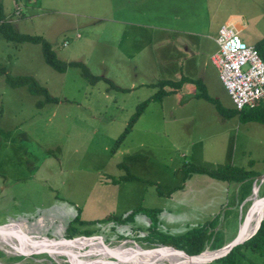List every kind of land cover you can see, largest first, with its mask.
Listing matches in <instances>:
<instances>
[{"label":"rangeland","instance_id":"374dc122","mask_svg":"<svg viewBox=\"0 0 264 264\" xmlns=\"http://www.w3.org/2000/svg\"><path fill=\"white\" fill-rule=\"evenodd\" d=\"M0 5L18 32L42 36L60 61L83 63L102 78L92 82L77 67L59 73L45 63L40 45L10 43L0 34V68L13 76L34 77L59 99L39 108L43 95H32L28 86L12 88L0 77V223L16 222L25 231L56 240L102 237L123 251L136 242L190 255L228 243L237 228L234 191L264 196V124L243 122L233 112L209 56L216 47L213 38L232 17H241L229 23L241 30L245 42L255 45L264 39V0H0ZM128 19L132 34H145L142 43L132 42L137 53L130 65L132 77L117 63L112 42L113 26ZM242 20L248 23L243 29ZM159 27L189 33H170L168 39L196 42L199 74L206 76L174 87L170 98L162 97L167 98L164 105L152 102L135 131L119 141L142 103L138 97L150 92L146 88L128 95L125 84L144 73L150 82L164 77ZM176 75L174 69L169 78ZM175 115L182 123L166 127L164 120ZM131 139L148 141L141 149ZM201 139L204 146L188 153L183 148ZM230 156L242 170L253 171L241 187L191 170L231 166ZM129 175L136 179L129 182ZM172 200L185 204L177 207ZM0 228L4 235L19 233L4 224ZM82 239L60 249L80 256L88 246L101 245ZM17 242L25 247L33 243L27 238ZM246 250L238 254L237 264H264L263 253ZM11 251L0 245V264H69L64 255L54 253L55 262L46 254L24 257ZM175 258L142 264L183 259Z\"/></svg>","mask_w":264,"mask_h":264},{"label":"crops","instance_id":"0c3cea01","mask_svg":"<svg viewBox=\"0 0 264 264\" xmlns=\"http://www.w3.org/2000/svg\"><path fill=\"white\" fill-rule=\"evenodd\" d=\"M239 18H241V17H238V18L232 17L230 20L226 21L224 23V25L229 23L231 20L237 21ZM224 25H222V26H224ZM245 25L248 26V23L245 22L244 20H242V24H241L240 28L243 29L245 27ZM130 28H132V26H131L129 19L127 21L116 23V26H113V29H112V42L114 43V46H115L117 63H119V64L121 63L122 65H125L127 68L128 75H130L132 77L133 74L131 73L130 65L133 61V58L136 57V55H137V53L134 52V50L132 48V42L137 41V42L142 43L145 39V34L134 35V34H132ZM158 29H160L162 32V38L159 40L160 41V47L159 48L162 47L160 50V55L162 56V62H163V70L162 71L164 73V75H163L164 77H162L160 80H158V82H150L149 78H147L148 80H145L146 75L144 73L141 76V78L136 80L135 82H127V84H125L126 93L128 95L135 94L137 90H144L146 88L148 90H150V92L149 91L143 92L142 97H138L137 101L142 102V103H144L148 100H151L153 98V96L157 95L158 92H160L162 89L164 91H166V93H167L165 96H168L167 98H170L172 93L174 92V87L179 88L182 85V83H183V85L190 83V82H197L198 83V81H202V79L205 78V76H206L205 72H202L201 74H199V70H198L199 69V61H200L199 57L201 56V52L198 50V45H196L197 44L196 42L186 41L185 39H181V40H175V39L169 40L168 39V38H171V37H169L170 33L189 34L188 32H183L181 30L178 31V30L169 29V28H160V27ZM218 36H219V32L213 38V42H214L216 47L213 50H211V55L209 56V61H210L209 64H211L212 67L216 70L217 77L219 78V72L212 62L213 55L219 51V45L217 42ZM121 51H123V52H121ZM148 54H149V52H148ZM165 55H168V56L166 57ZM174 69L177 71V75L174 76L173 78H169L170 75L173 73ZM138 75H140L139 72L137 73V76ZM200 75L202 77L201 79H199ZM130 78H128V79H130ZM219 80H220V78H219ZM162 82H165V84L160 85ZM183 85L181 86V88H183ZM115 88H117V87H115ZM157 89H159L158 92L156 91ZM155 91L157 93H155ZM165 100L163 98L158 103H161L164 105ZM152 102L154 103L155 101H151L149 103V105ZM149 105H148V107H149ZM261 105L264 107V102H262L259 106H261ZM218 108L220 110V107H218ZM233 108H235V107L233 106ZM172 109H173V111H175V107H172ZM144 113H145V110H144L143 114L141 116H139L137 121L132 126V129L129 132V135H130V133L132 134L135 131L136 125H137L138 121L140 120V118L144 115ZM224 117H226V116H224ZM131 120H132V118H131ZM131 120H130V122H131ZM178 121H180V123H182L181 119L179 120V117L177 115H175L171 120L165 119L164 124L166 127H168V126H171L172 124L177 123ZM131 140H132L131 141L132 144L138 143L137 147H139L141 149H143L145 147V141H148V139H131ZM262 141L264 143V140H262ZM188 143L189 144L187 146H183V148L187 147L186 148L187 153L190 152V149H193L195 146H198L200 144H203L202 146H204L205 140L201 139V140H196L195 142L190 141ZM219 145H221V144H217L215 147L218 148ZM223 150L225 152L228 151V153H229L230 149L227 148L226 145L223 144ZM228 159H231V162H230V163H232L231 166H233L234 168H237V169H241L239 166H236V164H233V156H230ZM201 168H203V167H201ZM251 172H253V171H251ZM260 179H264V177H261ZM129 182H133V181H129ZM223 183H225V182H223ZM116 188L119 189L120 186H117ZM238 191L239 190L234 191V199H233L234 206H236L238 209V215L235 216V219L237 222V228L235 230L233 237H230V241L228 243H226L224 245V247L229 245L237 236V234L239 232L240 225L242 224V222L246 216L244 214L243 209L245 207H247V205H249L248 208L246 209V214H247V212L250 208V205L252 203L251 201H252L253 196L248 197L247 200L244 201L243 203L240 202L236 198ZM171 202H172V204L176 205L177 207H179L181 203H182L181 207L185 204V202H182V201L180 202V201H173L172 200ZM195 204H199V203L196 202ZM177 207H174V209ZM228 207H230V202L228 203ZM175 211L176 210H174V213H175ZM63 239H67V238H63ZM134 243H136V242H133L132 243L133 247H130V248L135 247ZM244 251H245V249L242 250V253ZM217 261H214V262L208 263V264H218ZM164 264H168V263H164Z\"/></svg>","mask_w":264,"mask_h":264},{"label":"trees","instance_id":"16d2710c","mask_svg":"<svg viewBox=\"0 0 264 264\" xmlns=\"http://www.w3.org/2000/svg\"><path fill=\"white\" fill-rule=\"evenodd\" d=\"M0 34L5 38L6 41L10 43H15V44L31 43L35 45H40L42 47V52H43L45 63L59 73H65L68 67H77V68H81L83 70L84 77L90 79L92 82L97 83L99 80L102 79L100 77L99 78L94 77L90 73V71L87 69L86 65L83 63H79V62L66 63V62L60 61L51 43L48 42L42 36H33V35L22 34L18 32L14 24L8 21L4 13V8L2 5H0ZM254 46L258 50L261 57L264 59V39L255 43ZM2 76H5L6 83L12 88L28 86L29 91L32 95L36 97L39 95H43L45 97V101L37 102V107L39 106V108H42L46 104L59 103V99L52 97L49 91L46 88H43L34 77L13 76L8 72L7 68H4V67L0 68V77ZM162 84H165V82H162L160 85ZM166 94H167L166 91L162 89L157 95L153 96L151 100H148L140 104L137 112L132 117L130 124L127 126L124 133L121 135L119 141H124L126 139L127 135L132 129V126L137 121L139 116L143 114L144 110L149 105V103L151 101H156V102L161 101L163 99L162 97L165 96ZM210 101L216 103V101L213 99H210ZM232 110L233 112H237L241 114L240 118L243 122H258V123L264 124V107L262 105L256 107L253 110H247V111H242V112L237 111L236 108H232ZM191 170L196 171L200 174H208L210 177L214 179H218L227 184H231L232 182L235 181L239 187H241L242 184L246 182V178L251 177L253 173V172L250 173L248 171H244L242 169L234 168L233 166H226L225 168L216 169V170H209L206 168H201L199 166H192ZM125 178L126 177H123V179ZM126 179L129 181H133L136 179V176L129 175ZM247 192L248 190L240 194V190H239L236 198L240 202L243 203L250 196V193L246 194ZM75 237H78V236L71 235L68 238L71 239ZM163 246L170 247L167 245H163ZM223 247L224 245L216 247L213 250L211 249V251H216ZM243 249L250 250L251 252L255 251L253 253H257V254L259 253L264 254V220L262 221L259 230L257 231V233L252 239L248 240L245 244L236 247L228 256L224 257L221 260L224 262L228 261L230 262V264H234V262L237 264L239 262L238 254ZM204 251H206V249L199 250L197 253L190 254V255H199L203 253Z\"/></svg>","mask_w":264,"mask_h":264},{"label":"water","instance_id":"95a60500","mask_svg":"<svg viewBox=\"0 0 264 264\" xmlns=\"http://www.w3.org/2000/svg\"><path fill=\"white\" fill-rule=\"evenodd\" d=\"M257 194V192H256ZM256 196V197H255ZM252 198V203L250 205V208L242 222L239 228V232L235 239L226 247H223L219 250L212 251L216 252L215 256L208 257L206 254L209 251H204L203 253L199 255H189L185 251L182 250H177L172 247H165V246H140L137 243H134V248H129L127 250L132 251V253L129 256L126 257H121L118 258L117 256L114 255L113 249L110 245V243H107L104 241L102 237H88L87 239L92 240V239H99L101 240V246H105L106 250H108V257H104V254L98 251V254L95 252V249H93L91 246H88L87 248L89 251L83 252L82 254L80 253L81 250H78L76 248V251L80 253V256H85V255H95L97 256L94 260H91L87 264H133L134 261H136L140 255H144L147 253H157L158 256H162L163 254H167L169 256H175L178 257L180 256L183 259H180V261H177L175 264H208L212 263L214 261L223 259L224 257L228 256L236 247L245 244L248 240L252 239L257 231L259 230L262 221L264 220V196L259 198L258 195H255ZM258 197V198H257ZM14 223L16 222H1L0 225H5L8 228H15L17 233H8V235H3L0 236L2 237L0 239V245H6L9 249H11L13 252L16 253V255L20 256H31V255H36V254H46L50 256L51 258L54 259L56 262V259L53 257V254L55 253H60L59 255H64L69 264H72L70 260V256L66 250L60 249L62 246H69L72 243H78L81 241V237L77 238H72V239H51L49 237H41L36 234H34L32 231H26L22 229L20 226L21 225H15ZM255 223V224H254ZM254 226V231L249 237H246L247 232L251 227ZM9 238H5V237ZM28 237V238H27ZM30 239L33 243L31 244V247H25L24 245L20 244L18 241L21 239ZM11 239V240H10ZM14 239V240H13ZM13 241V242H12ZM34 247V248H33ZM166 249H171L173 252H166ZM110 250V251H109ZM125 258V259H123ZM127 258V259H126ZM170 262V261H168ZM54 264V262H52ZM174 264V263H173Z\"/></svg>","mask_w":264,"mask_h":264},{"label":"built area","instance_id":"2783aa9c","mask_svg":"<svg viewBox=\"0 0 264 264\" xmlns=\"http://www.w3.org/2000/svg\"><path fill=\"white\" fill-rule=\"evenodd\" d=\"M240 31L234 23L221 27L217 39L219 51L212 62L233 106L242 112L264 102V59L254 45L241 38Z\"/></svg>","mask_w":264,"mask_h":264},{"label":"bare ground","instance_id":"6f19581e","mask_svg":"<svg viewBox=\"0 0 264 264\" xmlns=\"http://www.w3.org/2000/svg\"><path fill=\"white\" fill-rule=\"evenodd\" d=\"M257 192V191H256ZM255 224V223H254ZM254 226L255 225H253L252 227H251V229H249L248 230V232H247V236L246 237H249V235H251L252 233H253V231H254ZM1 229V228H0ZM4 233L5 232H0V235H4ZM17 234H20V233H17ZM5 238H8V237H5ZM28 238V237H27ZM11 240V239H10ZM14 240V239H13ZM82 240H85V241H91V240H89V239H82ZM96 240H99V239H96ZM85 241H82V243H80V244H84L85 246H87V243H84ZM100 242H101V240H99ZM112 245V244H111ZM64 247H68V246H64ZM95 250H98V251H102V252H104V251H108V250H106V247L105 246H98V247H96L95 248ZM110 251V250H109ZM113 251H115V252H113L114 253V255L115 256H117L118 258H121V257H126V256H129L131 253H132V251H129V250H125V251H123L121 248H119V247H117L116 246V248H114L113 249ZM166 251V250H165ZM11 252H13V251H11ZM70 260H71V262H72V264H87V263H89L91 260H94V259H87V260H84V259H81L80 258V256H78L74 251H73V249H71L70 250ZM167 253L168 252H173L171 249H167V251H166ZM210 252V253H209ZM207 254H206V256H208V257H213V256H215L216 255V252H211V251H209ZM13 253H15V252H13ZM143 253H146V254H144V255H140V257L136 260V261H134L133 262V264H142V261L143 262H146V263H155V262H158V261H160V260H171L172 258H173V256H169V255H167V254H163L162 256H158V254L157 253H147V252H143ZM59 256V254L58 253H56V257H58ZM104 257H108V256H105L104 255ZM178 258H181V257H177V258H175V259H178ZM123 259H125V258H123ZM127 259V258H126ZM175 264V263H174Z\"/></svg>","mask_w":264,"mask_h":264}]
</instances>
